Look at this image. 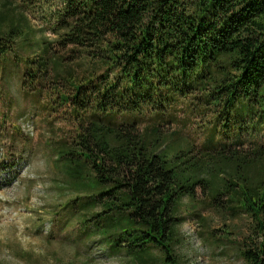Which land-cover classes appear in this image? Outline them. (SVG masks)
<instances>
[{"label":"trees","instance_id":"1","mask_svg":"<svg viewBox=\"0 0 264 264\" xmlns=\"http://www.w3.org/2000/svg\"><path fill=\"white\" fill-rule=\"evenodd\" d=\"M5 5L0 56L23 62L52 124L64 108L47 146L82 235L131 263L183 264L180 227L199 217L200 190L204 206L244 217L226 233L264 264V0Z\"/></svg>","mask_w":264,"mask_h":264},{"label":"rangeland","instance_id":"2","mask_svg":"<svg viewBox=\"0 0 264 264\" xmlns=\"http://www.w3.org/2000/svg\"><path fill=\"white\" fill-rule=\"evenodd\" d=\"M6 2L0 0V11ZM28 16L33 28L40 26L38 18ZM23 66L12 52L0 56V264H141L131 263L124 254H107L95 235L80 232V203L64 206L74 195L58 187L55 154L47 146L53 128L64 125V108L52 124L51 99L45 95L39 100L31 93ZM246 133L242 130V138ZM201 140L199 135L197 142ZM203 199L198 190L199 217L186 213L180 227L177 252L183 264H247L233 247L235 235L226 233L231 231L226 226L244 228V217L204 206Z\"/></svg>","mask_w":264,"mask_h":264},{"label":"bare ground","instance_id":"3","mask_svg":"<svg viewBox=\"0 0 264 264\" xmlns=\"http://www.w3.org/2000/svg\"><path fill=\"white\" fill-rule=\"evenodd\" d=\"M29 127V126H28ZM31 128V127H30Z\"/></svg>","mask_w":264,"mask_h":264}]
</instances>
